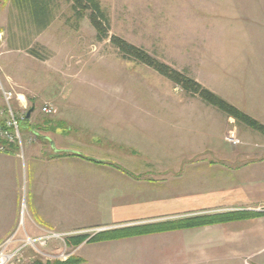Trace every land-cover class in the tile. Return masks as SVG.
<instances>
[{"label":"crops","instance_id":"1","mask_svg":"<svg viewBox=\"0 0 264 264\" xmlns=\"http://www.w3.org/2000/svg\"><path fill=\"white\" fill-rule=\"evenodd\" d=\"M192 21H217L218 29L233 37L235 61L248 62L241 70L250 77L248 110L233 106L264 126V0H202ZM192 103L205 105L209 114L207 104ZM56 104L54 118L30 107L21 130L23 157L16 145L0 153V246L13 236L37 239L44 230L64 236L65 245L85 233L93 232L91 238L106 230L242 213L248 218L86 241L78 250L82 264H264V136L259 132L240 126L250 143L240 138L236 148L220 138L198 151L163 150L155 143L144 152L126 137L161 133L146 123L145 111L130 118L129 103L90 104L106 110L103 117L86 103ZM29 131L37 132L31 145L26 144ZM62 245L51 241L45 251Z\"/></svg>","mask_w":264,"mask_h":264},{"label":"rangeland","instance_id":"2","mask_svg":"<svg viewBox=\"0 0 264 264\" xmlns=\"http://www.w3.org/2000/svg\"><path fill=\"white\" fill-rule=\"evenodd\" d=\"M49 1L51 26L37 33L12 0H0V71L6 87H13L19 99L26 102L28 114L34 105V112L38 110L44 116L39 109L47 103L56 113L44 117L54 118L58 115L56 102L71 100L88 104V110L100 111L104 117L106 110L94 109L90 104L129 103L130 118L137 116V110L145 111L146 123L161 128V133L149 130L140 136L128 134L127 140L140 144L144 152L152 151L155 143L157 148L171 146L178 151L202 150L211 140L220 138L226 139L231 148L240 145V138L250 143L240 129H246L244 125L210 106L207 115L205 105H193L200 102L198 97L188 95L143 64L125 59L109 40H100L88 15L78 20L68 0ZM99 2L109 19V37H120L187 74L228 103L248 110L250 77L247 70H241L248 69V62L235 61L233 37L226 35L228 30L218 29L219 22L192 21L202 0ZM243 72L247 74L241 75ZM159 118L166 120L161 123ZM31 133L37 139V132L29 131L27 145ZM90 234L81 235L86 236L84 242L91 243ZM17 243L10 248H17ZM79 246L63 244L58 251H45L46 247L42 251L45 256L32 253L30 257L25 252L18 264L65 261L70 256L83 260Z\"/></svg>","mask_w":264,"mask_h":264},{"label":"trees","instance_id":"3","mask_svg":"<svg viewBox=\"0 0 264 264\" xmlns=\"http://www.w3.org/2000/svg\"><path fill=\"white\" fill-rule=\"evenodd\" d=\"M15 7L21 14L28 16L33 20V25L40 33L46 29V25L50 20V1L49 0H12ZM71 5L73 15L79 20L88 15L89 22L95 30L97 37L107 39L118 52L128 60H133L143 64L144 66L154 70L162 77L171 81L176 87L192 97H198L199 100L210 107L222 112L228 118L237 123L244 125L246 128L259 132L264 136V126L248 115L244 114L232 104L216 95L209 89L203 87L193 78L185 73L179 72L174 68L162 63L149 55L144 50L126 42L118 36H108L110 27L109 19L103 11L99 0H68ZM248 218V215L242 213H228L211 216H197L177 221L153 223L141 226L127 227L115 230L104 231L94 235L89 239L91 243L106 242L113 240H121L138 236L159 234L177 230L193 229L216 224H222L232 221H238ZM86 236L70 238L65 240L66 246L77 247L82 244ZM83 260L70 256L65 261H42L37 260L33 264H82Z\"/></svg>","mask_w":264,"mask_h":264},{"label":"built area","instance_id":"4","mask_svg":"<svg viewBox=\"0 0 264 264\" xmlns=\"http://www.w3.org/2000/svg\"><path fill=\"white\" fill-rule=\"evenodd\" d=\"M40 112L44 116L51 117L56 113L55 108L51 104H44L40 108ZM28 107L14 92L13 87L7 88L0 71V153L7 152L9 145L18 147V156L23 157V141L21 130L23 124L27 120ZM36 136L31 133L28 138V144L35 142ZM64 236L47 230L43 231V235L37 239L26 237L22 240L9 238L0 246V264H18L26 249H30L34 254L45 256L43 249L48 246L51 241H61L64 244ZM19 242L14 250L10 245ZM47 256V255H46Z\"/></svg>","mask_w":264,"mask_h":264},{"label":"water","instance_id":"5","mask_svg":"<svg viewBox=\"0 0 264 264\" xmlns=\"http://www.w3.org/2000/svg\"><path fill=\"white\" fill-rule=\"evenodd\" d=\"M29 115V114H28Z\"/></svg>","mask_w":264,"mask_h":264}]
</instances>
